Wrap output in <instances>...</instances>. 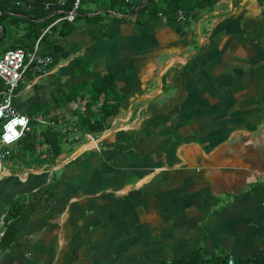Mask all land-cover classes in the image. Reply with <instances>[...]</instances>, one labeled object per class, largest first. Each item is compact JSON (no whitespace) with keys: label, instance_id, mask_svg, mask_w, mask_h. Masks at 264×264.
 <instances>
[{"label":"crops","instance_id":"crops-1","mask_svg":"<svg viewBox=\"0 0 264 264\" xmlns=\"http://www.w3.org/2000/svg\"><path fill=\"white\" fill-rule=\"evenodd\" d=\"M52 16L54 63L27 71L13 100L45 122L3 167L0 264L264 258V0H87L49 29ZM34 27L10 42L31 53Z\"/></svg>","mask_w":264,"mask_h":264},{"label":"built area","instance_id":"built-area-1","mask_svg":"<svg viewBox=\"0 0 264 264\" xmlns=\"http://www.w3.org/2000/svg\"><path fill=\"white\" fill-rule=\"evenodd\" d=\"M87 0H73L69 9L66 8V1L57 0L45 5V9L63 14L57 19L51 29L61 22L73 23L77 19L79 12L83 7V3ZM162 16V14H160ZM177 20L180 22L188 21V16L183 10L177 12ZM40 48L37 44L31 53H28L23 48L12 49L6 51L0 58V78L4 81L6 89L1 93L0 98V122L2 123V130L0 133V179L5 176L4 162L8 160L11 152L10 147L19 143L30 132L32 122L44 123V119L39 116L30 118L29 116L20 113L14 106L13 100L19 84L27 71L35 73H42L54 63V57L50 55L42 56L39 54ZM23 119L24 123L14 124L13 130L8 131L7 126L13 121ZM6 135L11 137L10 142H5ZM94 142L93 138H91ZM228 264H235L233 259H230Z\"/></svg>","mask_w":264,"mask_h":264},{"label":"trees","instance_id":"trees-1","mask_svg":"<svg viewBox=\"0 0 264 264\" xmlns=\"http://www.w3.org/2000/svg\"><path fill=\"white\" fill-rule=\"evenodd\" d=\"M57 0H0V49L1 47H10L12 49L22 48L21 43H12L10 42V37L15 28H20L24 22H33L35 24L34 29L30 32V37L33 41L35 39H40L39 42V54L42 56L51 55L59 51V41L54 39L56 30L52 31V34L45 33L47 25L50 22L55 20L56 16H52L56 12L55 9L48 11L45 9L47 3H51ZM72 3L68 4V8ZM179 8V7H178ZM177 8V9H178ZM28 10V11H27ZM183 10L186 14L187 12ZM179 11V9H178ZM20 14L22 17L16 16ZM63 14H60L62 16ZM24 17H27L26 19ZM54 27H52L53 29ZM67 30H63L59 33L60 37H63L67 34ZM33 33V35L31 34ZM54 34V35H53ZM6 89L4 81L0 78V98L1 93ZM81 130L84 132L94 129L96 126L92 124L90 118H84L79 122ZM34 135V134H33ZM45 138V143H47L51 150L53 156H59L61 153V144L63 136L59 132H54L52 129H48L43 132ZM24 209L20 207L18 209L17 215L21 217ZM7 223V222H6ZM17 224H9L7 231L1 238V246H9L14 242L16 237ZM229 259L223 260L220 259L216 263L208 264H228ZM178 264H207L204 262V259L200 252L194 254L193 257L188 259H182ZM238 264H264V258L257 259L254 263H238Z\"/></svg>","mask_w":264,"mask_h":264},{"label":"clouds","instance_id":"clouds-1","mask_svg":"<svg viewBox=\"0 0 264 264\" xmlns=\"http://www.w3.org/2000/svg\"><path fill=\"white\" fill-rule=\"evenodd\" d=\"M16 123H24V120L23 119H20V120H16V121H13L12 124L8 125L7 128H8V131L11 132L13 130V125L16 124ZM5 142H10L11 140V137L9 135H6L5 138H4Z\"/></svg>","mask_w":264,"mask_h":264},{"label":"rangeland","instance_id":"rangeland-1","mask_svg":"<svg viewBox=\"0 0 264 264\" xmlns=\"http://www.w3.org/2000/svg\"><path fill=\"white\" fill-rule=\"evenodd\" d=\"M1 130H2V123L0 122V133H1ZM3 165H4V167H6L7 166V161H5Z\"/></svg>","mask_w":264,"mask_h":264},{"label":"water","instance_id":"water-1","mask_svg":"<svg viewBox=\"0 0 264 264\" xmlns=\"http://www.w3.org/2000/svg\"><path fill=\"white\" fill-rule=\"evenodd\" d=\"M146 5H148V4H145L144 6H146Z\"/></svg>","mask_w":264,"mask_h":264}]
</instances>
